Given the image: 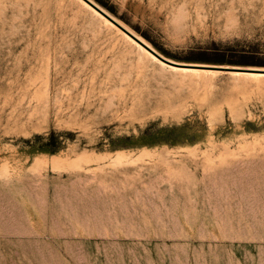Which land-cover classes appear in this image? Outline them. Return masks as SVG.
I'll return each instance as SVG.
<instances>
[{"label":"rangeland","instance_id":"374dc122","mask_svg":"<svg viewBox=\"0 0 264 264\" xmlns=\"http://www.w3.org/2000/svg\"><path fill=\"white\" fill-rule=\"evenodd\" d=\"M91 1L228 69L165 68L79 0H0V264H264V79L233 73L264 70V0ZM51 131L75 136L24 142Z\"/></svg>","mask_w":264,"mask_h":264},{"label":"trees","instance_id":"16d2710c","mask_svg":"<svg viewBox=\"0 0 264 264\" xmlns=\"http://www.w3.org/2000/svg\"><path fill=\"white\" fill-rule=\"evenodd\" d=\"M99 4H101L108 11L115 14V10L111 7L107 0H96ZM139 33V29H136ZM142 34V33H141ZM143 37L147 38L146 35ZM148 39V38H147ZM197 55L198 60L208 63H217V64H229V65H240L244 62H249L252 59L254 54L249 53L247 51L243 52H232L230 55H226V53L220 52L217 47L201 49L195 53ZM239 58V59H237ZM75 136L74 133H56L51 131L48 135H34L33 140H25L26 145L31 149L40 150H58L63 147V139L64 137L72 138ZM63 137V138H62Z\"/></svg>","mask_w":264,"mask_h":264},{"label":"bare ground","instance_id":"6f19581e","mask_svg":"<svg viewBox=\"0 0 264 264\" xmlns=\"http://www.w3.org/2000/svg\"><path fill=\"white\" fill-rule=\"evenodd\" d=\"M83 5L86 7L90 8L95 15H98L103 19V22L107 25V27H114L116 28L119 32H121L124 37H126L128 40L136 44V46L143 51V53L147 56L150 57L156 61H158L161 66L168 68L172 71L175 72H184V73H194V74H202V73H209V74H216L221 71L222 68L228 69L227 67L224 66H216V65H206V64H181L180 62L172 61V62H165L161 59H159L157 56H155L149 49L144 47L141 43H139L135 38H133L131 35L127 34L125 31H123L121 28H119L117 25H115L111 20H109L107 17L102 15L99 11H97L95 8H93L89 3H87L85 0H79ZM131 32V31H130ZM132 33V32H131ZM135 35L138 39H140L142 42H144L146 45L150 46L148 42L137 36L136 34L132 33ZM151 47V46H150ZM171 61V60H170ZM223 72V71H222ZM226 72V71H225ZM232 72V71H231ZM233 73L242 75L245 77H249L252 79L256 80H262L264 79V70L260 68H255V67H249L246 69H237L233 70ZM240 76V77H242ZM117 158V157H116Z\"/></svg>","mask_w":264,"mask_h":264},{"label":"water","instance_id":"95a60500","mask_svg":"<svg viewBox=\"0 0 264 264\" xmlns=\"http://www.w3.org/2000/svg\"><path fill=\"white\" fill-rule=\"evenodd\" d=\"M87 3H89L93 8H95L97 11H99L102 15L107 17L109 20H111L115 25H117L119 28H121L123 31H125L127 34L131 35L135 40H137L139 43H141L144 47L149 49L155 56H157L159 59L165 61V62H172L159 53H157L153 48L146 45L144 42H142L140 39H138L135 35H133L129 30H127L125 27H123L121 24H119L112 16H110L107 12H105L101 7H99L97 4H95L91 0H85Z\"/></svg>","mask_w":264,"mask_h":264}]
</instances>
